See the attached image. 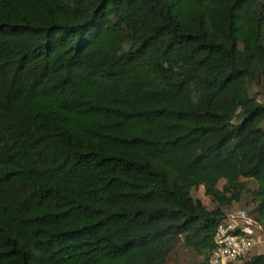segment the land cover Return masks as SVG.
<instances>
[{
    "label": "trees",
    "instance_id": "obj_1",
    "mask_svg": "<svg viewBox=\"0 0 264 264\" xmlns=\"http://www.w3.org/2000/svg\"><path fill=\"white\" fill-rule=\"evenodd\" d=\"M262 81L264 0H0V264H206L264 223Z\"/></svg>",
    "mask_w": 264,
    "mask_h": 264
},
{
    "label": "built area",
    "instance_id": "obj_2",
    "mask_svg": "<svg viewBox=\"0 0 264 264\" xmlns=\"http://www.w3.org/2000/svg\"><path fill=\"white\" fill-rule=\"evenodd\" d=\"M254 228L264 229L246 209L225 213L218 222L214 248L206 264H237L249 256L257 238Z\"/></svg>",
    "mask_w": 264,
    "mask_h": 264
},
{
    "label": "rangeland",
    "instance_id": "obj_3",
    "mask_svg": "<svg viewBox=\"0 0 264 264\" xmlns=\"http://www.w3.org/2000/svg\"><path fill=\"white\" fill-rule=\"evenodd\" d=\"M250 94L256 100L264 103V82L253 83L250 88ZM247 180V179H244ZM249 180V187L251 189L255 188V184ZM225 180L222 179L218 187L223 189L225 184ZM192 196L194 198H199L203 202V204L210 210L218 207V203L214 202L212 198L205 194V188L199 187L192 190ZM225 213H230L234 211H238L240 209H246L250 215H253L255 206L251 203V196L249 192L244 194L243 199L240 202H233L231 205L223 207ZM255 230V228H254ZM251 256V254L249 255ZM197 260H200L199 257L193 251L188 248L180 246L176 250L168 253L164 264H195ZM239 263V262H238ZM242 264V263H240Z\"/></svg>",
    "mask_w": 264,
    "mask_h": 264
},
{
    "label": "crops",
    "instance_id": "obj_4",
    "mask_svg": "<svg viewBox=\"0 0 264 264\" xmlns=\"http://www.w3.org/2000/svg\"><path fill=\"white\" fill-rule=\"evenodd\" d=\"M255 232H256L257 243L251 252V256L264 254V229L260 230L258 228H255ZM240 263H242V261H240L237 264H240Z\"/></svg>",
    "mask_w": 264,
    "mask_h": 264
}]
</instances>
